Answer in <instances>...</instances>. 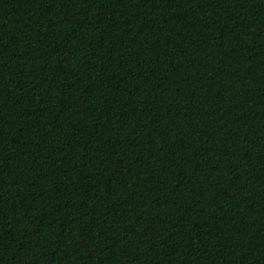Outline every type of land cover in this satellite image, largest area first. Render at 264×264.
Segmentation results:
<instances>
[{
	"label": "trees",
	"instance_id": "obj_1",
	"mask_svg": "<svg viewBox=\"0 0 264 264\" xmlns=\"http://www.w3.org/2000/svg\"><path fill=\"white\" fill-rule=\"evenodd\" d=\"M0 264H264V0H0Z\"/></svg>",
	"mask_w": 264,
	"mask_h": 264
}]
</instances>
